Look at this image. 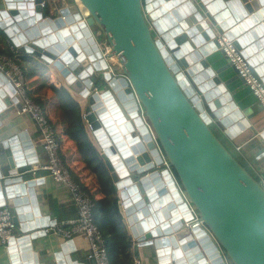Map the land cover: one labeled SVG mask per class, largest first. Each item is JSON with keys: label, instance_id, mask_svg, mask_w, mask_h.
<instances>
[{"label": "water", "instance_id": "water-1", "mask_svg": "<svg viewBox=\"0 0 264 264\" xmlns=\"http://www.w3.org/2000/svg\"><path fill=\"white\" fill-rule=\"evenodd\" d=\"M77 2L45 16L43 0H2L0 30L85 100L84 120L133 240L157 264H264V182L211 128L233 140L250 126L229 90L244 80L218 39L233 42L264 88V0ZM99 39L119 72L108 69ZM218 56L226 64L215 69ZM228 70L233 77L221 79ZM0 87V96L15 94L3 74ZM26 139L11 140L6 174L0 169V208L12 209L18 230L0 264H38L32 243L46 235L32 207L37 183L18 174L36 163L26 158L33 153ZM189 208L203 227H186ZM54 264L77 262L57 254Z\"/></svg>", "mask_w": 264, "mask_h": 264}, {"label": "crops", "instance_id": "crops-1", "mask_svg": "<svg viewBox=\"0 0 264 264\" xmlns=\"http://www.w3.org/2000/svg\"><path fill=\"white\" fill-rule=\"evenodd\" d=\"M43 2L47 3L49 14L56 12V8L58 7L73 5L72 0H43ZM2 5V0H0V10H2ZM0 32L3 33L2 30H0ZM100 41H103V39H99V42ZM3 49H9L13 52L24 50L22 46L19 48L15 47L5 34L3 37H0V50ZM218 59L219 63L214 66L215 69L226 64L220 56H218ZM47 67L51 72V82L53 85L56 87H64L69 91L71 96L79 104L84 120L83 110L85 100L69 89V86L57 70L48 65ZM230 77H233V72L231 70L226 71L220 76L223 80ZM229 87L233 102L240 112L243 113V116H245L250 126L233 140L226 138L219 127L215 126V130L219 133L224 144L233 151L234 156L247 171L256 179L264 182V138L262 137V134H264V110L245 84L235 81ZM2 91L5 92L4 87H0V92ZM0 108V158H3V160L0 161V169L4 171L3 174H6L5 171L7 170V163L5 162L7 159L6 157L11 156L12 151L10 150V145L12 139L20 134H26V140L30 141L33 146L31 149L33 153L27 155L26 158H35L36 163L18 169V174H21L23 177L22 179L25 181L37 183L34 186L35 196H33V200L35 204L34 206L32 205V207L39 210L41 218L45 220L46 235L41 236L32 243L33 254L37 256V263L47 264L49 262L54 264V257L57 254H62L63 258L71 257L77 264H92V262L87 259L88 245L84 237L77 235L70 240H65L51 232L55 222L57 224L61 221L74 219L76 217V211L70 202L67 190L55 184L48 177L46 172L36 170V168L44 165L46 162V156L42 150L41 138L36 126L28 115L21 112L19 104L12 94L8 96L7 93H3V96H0ZM84 123L87 136L101 154L98 143L95 141L85 120ZM236 147H239V149L237 150ZM23 156L24 159H26L25 154H23ZM32 171H35V173H32ZM10 210L12 211L11 208ZM25 224L27 223H20V226ZM17 233L18 230L15 228V237ZM126 235L130 238L132 243L131 253L139 257L143 264L158 263L155 257L151 258V253L147 254L139 247L136 241L133 240L128 226ZM5 250V248L0 246V262L4 260L2 259V255L5 254Z\"/></svg>", "mask_w": 264, "mask_h": 264}, {"label": "trees", "instance_id": "trees-1", "mask_svg": "<svg viewBox=\"0 0 264 264\" xmlns=\"http://www.w3.org/2000/svg\"><path fill=\"white\" fill-rule=\"evenodd\" d=\"M43 9L47 16L46 4ZM3 36L0 32V37ZM0 53L14 56L9 49L0 50ZM15 53L14 62L22 72L26 94L41 107L53 126L65 167L94 203V222L105 241L110 263H129L132 243L126 235L127 224L119 211L118 193L100 152L87 136L79 104L66 88L53 85L51 72L45 63L24 50ZM211 128L220 138L215 127ZM227 149L230 150L229 147ZM231 153L234 155L233 151Z\"/></svg>", "mask_w": 264, "mask_h": 264}, {"label": "built area", "instance_id": "built-area-1", "mask_svg": "<svg viewBox=\"0 0 264 264\" xmlns=\"http://www.w3.org/2000/svg\"><path fill=\"white\" fill-rule=\"evenodd\" d=\"M72 2L79 6L77 0H72ZM45 4L47 3H42L43 8ZM79 12L82 20L85 21L87 18L86 11L80 9ZM218 43L219 48L224 52L228 62L237 71L238 76L244 80L245 86H247L253 97L264 110V88L252 77L247 60L238 54L233 46V42L229 41L224 36H220ZM97 46L108 69L113 67L119 72L117 58L108 57L110 48L106 42L104 40L97 42ZM13 53V57H8L0 53V74H3L12 85L15 91L13 96L19 99L18 103L21 112L30 117L39 132L42 150L46 156V162L44 165L36 168V170L46 172L48 177L55 184L67 190L70 202L76 211V217L74 219L61 221L57 224L55 222V226H52L53 229L51 232L65 240H70L77 235L84 237L88 245L87 259L91 261L92 264H111L103 236L94 222V203L90 196L72 179L69 171L65 167L59 155V142L56 132L45 117L41 107L26 94L22 72L14 62V58L17 55L15 52ZM118 76L119 74L113 75V77ZM236 149L238 150L239 147H236ZM32 173H35V171H32ZM189 212L192 214L193 219L186 224V227L188 229L203 227L202 223L197 221V216L191 208H189ZM12 216V212L9 208H0V246L5 249L9 241L15 235V226L12 222ZM45 232L47 233V230ZM125 264L143 263L139 257L132 254L131 261Z\"/></svg>", "mask_w": 264, "mask_h": 264}, {"label": "rangeland", "instance_id": "rangeland-1", "mask_svg": "<svg viewBox=\"0 0 264 264\" xmlns=\"http://www.w3.org/2000/svg\"><path fill=\"white\" fill-rule=\"evenodd\" d=\"M214 126V125H213ZM215 127V126H214ZM216 127H218L217 125H216Z\"/></svg>", "mask_w": 264, "mask_h": 264}, {"label": "bare ground", "instance_id": "bare-ground-1", "mask_svg": "<svg viewBox=\"0 0 264 264\" xmlns=\"http://www.w3.org/2000/svg\"><path fill=\"white\" fill-rule=\"evenodd\" d=\"M195 70V69H194Z\"/></svg>", "mask_w": 264, "mask_h": 264}]
</instances>
